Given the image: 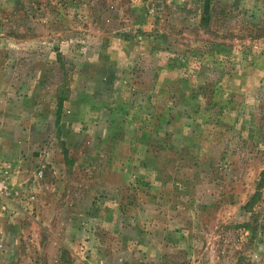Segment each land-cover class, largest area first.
Wrapping results in <instances>:
<instances>
[{
	"label": "rangeland",
	"instance_id": "rangeland-1",
	"mask_svg": "<svg viewBox=\"0 0 264 264\" xmlns=\"http://www.w3.org/2000/svg\"><path fill=\"white\" fill-rule=\"evenodd\" d=\"M0 264H264V0H0Z\"/></svg>",
	"mask_w": 264,
	"mask_h": 264
}]
</instances>
